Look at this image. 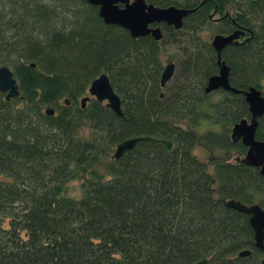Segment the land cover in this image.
Returning <instances> with one entry per match:
<instances>
[{
    "label": "trees",
    "instance_id": "1",
    "mask_svg": "<svg viewBox=\"0 0 264 264\" xmlns=\"http://www.w3.org/2000/svg\"><path fill=\"white\" fill-rule=\"evenodd\" d=\"M247 1L254 33L223 56L233 85L263 88L264 0ZM192 23L157 40L105 23L85 0H0V66L21 90L11 101L0 91V264H264L249 215L226 204L264 206L260 168L233 159L247 151L231 129L249 105L243 93H206L216 51ZM169 43L177 68L162 86ZM102 73L124 114L95 97L81 105ZM138 135L173 147L141 140L112 156Z\"/></svg>",
    "mask_w": 264,
    "mask_h": 264
},
{
    "label": "water",
    "instance_id": "2",
    "mask_svg": "<svg viewBox=\"0 0 264 264\" xmlns=\"http://www.w3.org/2000/svg\"><path fill=\"white\" fill-rule=\"evenodd\" d=\"M93 4H100V14L108 23H118L128 28L131 34L135 37L153 34L159 40L163 37V31L160 27L151 28L149 23L152 21H166L173 24L175 27L184 25V18L195 8L178 7L170 5L161 7L154 3L148 4L146 0H134V2L120 7L117 3L119 0H86ZM243 32V31H242ZM239 36V31H235L230 35L217 34L213 44L216 47L219 55L218 62L220 69L218 73L212 74L206 84L205 91L210 93L219 88L230 89L234 92L243 93L249 105L251 117H243L235 122L231 129V139L233 142L242 140L248 146L245 155L238 156L237 159L253 166H258L260 172L264 174V139L257 137V129L260 124V117L264 115V93L257 86L251 85L248 88H237L230 83V66L222 59L221 50L228 43L234 41ZM32 65H35L32 62ZM176 70L174 61L168 62L161 74V85L166 83L173 77ZM0 91L7 92L6 98L10 99L13 96L21 93L18 80L14 75L12 68L8 65L0 66ZM89 91L99 100H105L107 104L117 113L124 114L122 108V98L115 90L107 73H102L91 82ZM163 95V93H161ZM89 95L82 97V106H86ZM66 102L70 100L66 98ZM48 114H54L55 108L48 107ZM141 140L151 142H161L168 148L173 147V141L152 135H138L126 138L119 142L112 156L120 158L127 151L133 149ZM227 205L249 215L250 224L254 229L255 245L258 248L264 249V208L259 203H244L236 198H230L226 201ZM251 249H244L240 255L251 253ZM206 258L197 261L194 264H204Z\"/></svg>",
    "mask_w": 264,
    "mask_h": 264
},
{
    "label": "flooded vegetation",
    "instance_id": "3",
    "mask_svg": "<svg viewBox=\"0 0 264 264\" xmlns=\"http://www.w3.org/2000/svg\"><path fill=\"white\" fill-rule=\"evenodd\" d=\"M132 2H134V0H119L117 3L119 4L120 7H125L126 5H128V4L132 3ZM146 2L148 4L154 3L155 5H158V6H161V7H168L170 5H176L178 7L195 8V10H193L187 16H185L184 22H185L186 18L192 17V20H193L192 24H194V28L196 30H199L200 32H202L204 38L208 42H210V44L215 49V51H216V61H217V64H218V70H217L216 73L219 72L220 64L218 62L219 53H218L216 47L213 44L215 36L217 34L230 35V34H232L235 31H239V36L237 38H235L233 42L228 43L221 50L222 59L225 60L227 65L230 66V64L227 62V60L223 56V50H225L228 46H232V45L238 46V45H241V44H245L246 41L249 40L252 37V35L254 33V30H255V28H253L252 25H247V23H246V21L248 19L250 21L252 20V19L248 18V13L246 11L247 4H248L247 0H234V1H231V0H173L172 3L168 2L166 4H163L161 2L160 3H156L153 0H146ZM88 3H90V2H88ZM90 4L95 6L98 15L103 19V21L105 23L119 25L121 27H124L123 25H120L118 23H108V22H106L104 20V18L100 14V6L101 5L100 4H93V3H90ZM205 13H206V17L203 16ZM254 22H255L254 20L251 21V23H254ZM149 26L151 28L160 27L161 30L163 31V36H164V31L167 28H169L170 30H173V31L174 30L175 31H177V30L179 31V29H181L183 27V26L180 27V28L175 27L173 24H169L168 22H166L164 20H162V21H152V22L149 23ZM124 28H126V27H124ZM126 29L130 32V30L128 28H126ZM149 34L153 36V34H151V33H149ZM161 39H159V40H161ZM176 68H177V63H176ZM19 87H20V85H19ZM205 87H206V85H205ZM89 88H90V86H89ZM89 88H88V91L86 92V94H84V96H87V95L90 96V98L87 100V102L90 101L92 97H95L94 95H92L90 93ZM260 89L264 93V87L260 88ZM223 91H228V92H231V93H240V92H234V91H232L230 89H225V88H219V89L213 90L210 93H216L217 94V93L223 92ZM2 93H4L5 97H6L7 92H2ZM19 95H16V96H19ZM16 96L11 97L10 99H8V98H6V99L11 101ZM87 102H86V106H87ZM81 105H82V103H81ZM86 106H83V107H86ZM55 112H56V109H55ZM259 139H261V138H259ZM239 141H242V140H239ZM247 150H248V146H247ZM238 156H243V155L234 154L233 159L237 161L238 160L237 159ZM210 157L211 156L209 154V158ZM202 159H204V158H202ZM238 161H240V160H238ZM227 200L228 199H226V201ZM253 203H256V202H253ZM257 203H259V202H257ZM248 204H251V203H248ZM259 204L264 208V206L261 203H259ZM254 242H255V238H254ZM247 249H249V248H247ZM258 249L264 255V249H262V248H258ZM239 255H240V253H239ZM263 261H264V259H263Z\"/></svg>",
    "mask_w": 264,
    "mask_h": 264
},
{
    "label": "rangeland",
    "instance_id": "4",
    "mask_svg": "<svg viewBox=\"0 0 264 264\" xmlns=\"http://www.w3.org/2000/svg\"><path fill=\"white\" fill-rule=\"evenodd\" d=\"M177 51H178V48H176L174 45L170 43L166 45V49L163 54L165 64L167 63V61L173 54L177 55ZM173 61H176L175 57H173ZM196 151L202 158L204 159L209 158L210 151L208 148L199 146L196 148ZM79 185H80L79 181H74L70 183L71 189L74 193H79Z\"/></svg>",
    "mask_w": 264,
    "mask_h": 264
}]
</instances>
